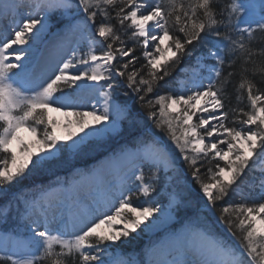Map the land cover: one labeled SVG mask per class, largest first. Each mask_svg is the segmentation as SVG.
<instances>
[{"label": "snow or ice", "instance_id": "obj_1", "mask_svg": "<svg viewBox=\"0 0 264 264\" xmlns=\"http://www.w3.org/2000/svg\"><path fill=\"white\" fill-rule=\"evenodd\" d=\"M5 19L0 199L54 179L0 205V264H264V0H0ZM246 171L259 199L229 203ZM144 233L142 258L117 250Z\"/></svg>", "mask_w": 264, "mask_h": 264}, {"label": "trees", "instance_id": "obj_2", "mask_svg": "<svg viewBox=\"0 0 264 264\" xmlns=\"http://www.w3.org/2000/svg\"><path fill=\"white\" fill-rule=\"evenodd\" d=\"M256 36V47H261L264 46V34H259L256 33L254 34ZM201 52H206V48L203 46H197L196 52L194 53L195 55H199ZM261 61H264V57H259L257 58V63H261ZM191 63L190 59H185L173 72L171 77H166V81L167 83H165L164 81H161V85L162 87L158 89L159 94H165L166 92L173 90L176 88V79L181 77V69L185 67L186 64ZM261 78L259 77V75L257 76V81L259 82ZM238 83V77H234L233 78V85ZM230 92H233V99H234V88L230 87L229 89ZM153 95H155V93H153ZM244 103H247V101H245ZM243 106V104L241 105ZM127 136V133H125V137ZM123 142V138H120L116 141H112L111 142V146L112 147H116L119 143ZM106 155V153H104L103 151L96 155L94 158H89V160L87 162H83V161H79V160H73L70 163L56 169V174L59 176H63V175H69L70 171L72 170L73 167L76 168H83L86 166H90L92 163H95L97 161H99L101 158H103ZM215 163V162H213ZM203 172V169H202ZM254 173L252 172H247L246 171V175L244 178V183L241 185V188L239 190L240 195L238 194H230V197L227 198L229 203H235V202H240L241 201V195H243L249 203L258 200L259 199V193L257 192H253L252 191V187L253 184L248 182L247 179L249 177H252ZM52 179H54V177L51 174H44V175H34L32 177H29L28 179L22 181L19 184H14V185H10L8 186L4 191L6 192V195L4 196L3 199H0V205L4 204L8 199H10L14 193H19L20 191L24 190L27 191L29 189H31L33 187V185H38V184H48ZM193 188H195L196 186L193 185ZM193 197H195V192H193ZM220 203H224L223 201ZM15 226L14 220L13 219H9V222L7 225H5L4 227L6 228H12ZM219 231V229L217 230ZM142 242H144L142 240ZM142 242H138L136 243V245L134 244V241H132L131 243L137 247L136 251H139L140 246L142 245ZM130 246V245H129ZM125 247V246H124ZM126 247H128L126 245ZM129 248V247H128ZM137 252H131V254H136Z\"/></svg>", "mask_w": 264, "mask_h": 264}, {"label": "rangeland", "instance_id": "obj_3", "mask_svg": "<svg viewBox=\"0 0 264 264\" xmlns=\"http://www.w3.org/2000/svg\"><path fill=\"white\" fill-rule=\"evenodd\" d=\"M19 11H20V13H21V17H22V15H23V7H21L20 9H19ZM21 17H18V18H21ZM54 19H55V17H54ZM55 27H53L52 29H50V32H55ZM45 42H46V44H47V47L48 48H51L52 47V45H55V43L57 42V40H56V38H54V37H52L50 34L49 35H47L46 37H45ZM41 50L42 51H47V48L45 47V45L44 44H42L41 46ZM53 116H55V117H57V118H59V116H58V113H53ZM60 119V118H59ZM23 135L27 138V139H29V140H31L32 139V137H31V135L29 134V133H23ZM103 160H104V158H103ZM102 160V161H103ZM93 165H95V164H93ZM92 165V166H93ZM89 167V166H88ZM146 175H147V173H146ZM64 176H68V175H63V176H61V177H64ZM261 179V173L260 172H256V173H254L253 175H252V177H249L248 179H247V181L248 182H250V183H252L253 184V187H252V191L253 192H258V193H260V189H259V187H258V183H259V180ZM42 184H44V183H42ZM39 185V184H38ZM86 189V191H87V193L86 194H93L94 193V187L93 186H90V185H88V184H84V186H82V187H80L79 188V191L76 193V195H78L79 193H80V190H82V189ZM134 203H138V201H135ZM172 227L173 228H175V227H178V225H176V224H173L172 225ZM139 231V230H138ZM163 233H158V234H153V233H144V234H142L137 240H135L134 241V244L136 245V243H138V242H142V240L144 241V242H142V245L140 246V248H139V251H136L137 250V247H135L132 243H130V244H125V245H123L122 247H120L119 249H117L119 252H121L122 254H124V255H128V254H131V252H137L136 254H134V255H136L137 256V258H142L141 257V253H142V251H143V249L149 244V242L151 241V240H155V239H158L159 238V236L160 235H162ZM231 242V241H230ZM126 245L129 247H126ZM130 245V246H129ZM125 246V247H124Z\"/></svg>", "mask_w": 264, "mask_h": 264}, {"label": "bare ground", "instance_id": "obj_4", "mask_svg": "<svg viewBox=\"0 0 264 264\" xmlns=\"http://www.w3.org/2000/svg\"><path fill=\"white\" fill-rule=\"evenodd\" d=\"M28 11V9L26 7H23V15ZM22 15V17H23ZM21 17V18H22ZM10 28H11V25H10V22L9 20L5 19V20H0V33L2 34H10ZM59 118L60 119H63V117H60V115L58 114ZM108 179H111V177H106ZM87 191L86 189H82L80 190V193L78 194L79 198L81 201L83 202H88L90 196L92 194H86Z\"/></svg>", "mask_w": 264, "mask_h": 264}]
</instances>
